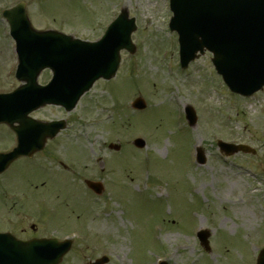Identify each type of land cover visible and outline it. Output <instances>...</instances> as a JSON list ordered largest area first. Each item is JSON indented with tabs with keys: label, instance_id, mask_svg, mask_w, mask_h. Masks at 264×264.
Here are the masks:
<instances>
[{
	"label": "rangeland",
	"instance_id": "374dc122",
	"mask_svg": "<svg viewBox=\"0 0 264 264\" xmlns=\"http://www.w3.org/2000/svg\"><path fill=\"white\" fill-rule=\"evenodd\" d=\"M111 2L46 0L41 14L40 0H27V10L36 28L95 40L118 11ZM126 6L136 19V50L121 52L116 75L97 81L70 113L58 107L35 113L68 120L46 146L53 154L39 158L46 166L52 162L59 169L65 162L72 169V196L65 193L58 215V230L72 228L75 241L67 264L101 255L109 257L105 264H155L157 259L253 264L264 245V90L246 98L234 95L207 52L181 71L177 36L167 28V0H126ZM63 14L72 16L69 23L59 19ZM3 22L0 18V91L18 85L7 72H14L16 60ZM48 77L42 72L39 81ZM139 94L146 102L140 111L130 106ZM186 104L198 117L193 127L183 116ZM135 137L146 145L136 148ZM218 139L249 144L256 152L225 156ZM110 142L120 144L118 152L108 148ZM194 146L203 150L204 164L195 163ZM25 175L38 177L34 183L47 179L40 169ZM59 176L70 185V176ZM86 178L103 183L101 194L87 188ZM42 190L60 195L47 181ZM197 229L209 232V251L201 247Z\"/></svg>",
	"mask_w": 264,
	"mask_h": 264
},
{
	"label": "water",
	"instance_id": "95a60500",
	"mask_svg": "<svg viewBox=\"0 0 264 264\" xmlns=\"http://www.w3.org/2000/svg\"><path fill=\"white\" fill-rule=\"evenodd\" d=\"M171 8L174 16L170 26L177 29L179 33L183 66L187 64L190 58L196 56L197 50L202 51L203 47H207L213 51V62L233 91L250 94L262 87L264 84V0H171ZM126 14L125 11L124 15L126 16ZM26 20V27L31 28L28 19ZM118 20L109 27L105 34L107 35L106 39L111 38L118 49L124 46L133 52L134 46L130 42L129 35L134 26L131 22L128 23L121 18ZM32 36L37 38V45H39L34 52L28 51L23 42H18L19 67L49 65L56 67L57 70L61 67H104L100 68L95 76H100L99 73H105V76L114 74L117 63L115 65L109 64V58L101 56L97 51L85 55L87 51L72 53L64 46H60L56 50L46 51L43 46L47 40L57 42L60 40L53 37L49 32L32 33ZM104 44L105 42L101 43L103 46ZM87 46L86 44H79L74 50H83ZM102 52H105V47L102 48ZM92 75L88 74L75 78L71 72L70 80L74 79L76 84L70 91L61 90L63 82L60 86L54 84L56 80L64 78L58 74L45 87L36 88V84H26L24 85L26 89L38 90L37 95L30 94L27 102H31V98H34L33 106L53 102L66 104L71 108L79 96L89 88L95 78L92 79ZM133 106L140 108L144 106V102L141 98H137L133 102ZM27 112L23 113L24 116L20 115L21 120L26 121ZM185 112L189 123L194 124L196 116L192 107L186 106ZM24 130L29 131V126L24 127L22 131ZM57 130L58 127H51L46 131V134L53 136ZM45 137L41 138V145ZM134 143L143 145L141 140H136ZM220 144L226 148V152H230V144ZM114 148L118 147L115 146ZM243 149L248 150L246 147ZM201 155L202 152L199 150V159L202 158ZM89 184L95 191H100V187L96 184L91 182ZM200 237L205 242V232H202ZM4 240V237H0L1 243ZM7 245L10 246L9 243ZM21 248L17 249L12 256L0 247V264H33L34 261L38 262L37 258L33 260L29 244L22 245ZM102 260L104 261L105 258ZM100 262L101 260L92 264H100Z\"/></svg>",
	"mask_w": 264,
	"mask_h": 264
},
{
	"label": "flooded vegetation",
	"instance_id": "af4514ba",
	"mask_svg": "<svg viewBox=\"0 0 264 264\" xmlns=\"http://www.w3.org/2000/svg\"><path fill=\"white\" fill-rule=\"evenodd\" d=\"M12 1L0 0V5L8 6ZM12 143V132L5 125L0 124V152L9 151ZM39 153H34L30 157L33 158ZM30 157H18L0 170V232L18 233L25 239L60 238V230H58L60 224L57 221L59 195L42 190L46 182L43 180L34 183L38 177L27 180L24 161ZM2 164L3 162H0V166ZM31 170L33 175L38 173L36 169ZM69 256L72 258V242L62 264Z\"/></svg>",
	"mask_w": 264,
	"mask_h": 264
}]
</instances>
